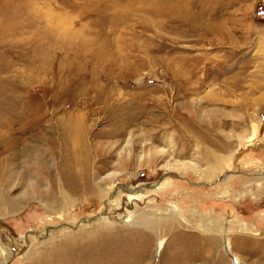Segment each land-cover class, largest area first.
Returning <instances> with one entry per match:
<instances>
[{"label": "rangeland", "instance_id": "rangeland-1", "mask_svg": "<svg viewBox=\"0 0 264 264\" xmlns=\"http://www.w3.org/2000/svg\"><path fill=\"white\" fill-rule=\"evenodd\" d=\"M28 99L38 125L0 116L13 141L0 138V196L22 204L0 212V264H29L33 244L90 232L100 221L79 224L98 213L134 230L145 213L173 212L198 237L228 220L226 264H264V0H0V112L18 116ZM71 136L108 162L101 176L117 174L116 198L107 209L81 201L62 219L23 183L37 181L38 154L57 162L45 149ZM206 148L229 157L211 179L197 173ZM175 161L187 168L169 169Z\"/></svg>", "mask_w": 264, "mask_h": 264}, {"label": "bare ground", "instance_id": "bare-ground-1", "mask_svg": "<svg viewBox=\"0 0 264 264\" xmlns=\"http://www.w3.org/2000/svg\"><path fill=\"white\" fill-rule=\"evenodd\" d=\"M33 101L28 99L27 105L18 116L13 114V110L8 113L7 109L1 111L0 116L6 118L7 126H11L15 119H24L27 126L38 125L41 115H37L39 111L37 112ZM8 103L11 107L15 106L11 101ZM7 114L10 116L6 117ZM9 135L10 132L6 131V135H1L0 138L6 140L8 147H12L13 141ZM205 150L204 158L208 162V167L201 173L195 171L198 174L203 173V178L211 179L214 176V170L225 166L229 157L217 154L211 148ZM45 152L55 160L58 154L59 159L57 162L49 163L44 157V151L38 154L37 181L30 180L23 185L27 188L25 193L37 197V201L42 203L49 216L56 213L62 219H67L70 208H78L79 202H86L95 196L100 198L104 208H109L112 204L111 200L116 198L114 196L116 189L113 192L107 184L113 182L117 174L108 172L105 176H101L108 167L104 157H95L84 143L75 141L73 137L70 142L66 138L60 148L50 147L45 149ZM127 161L126 156L119 158L116 166L124 170ZM145 162L147 164L150 160L145 159ZM185 167L187 168L185 164L176 161L169 165V169L176 170L185 169ZM13 175V172L5 174L8 184ZM42 183L45 184L44 188L40 185ZM122 190L129 197L134 198V191L127 188ZM21 208L22 204L12 195L9 199L0 196V212H17ZM106 214L109 215L108 212ZM101 215L102 213H98L88 221L85 220L79 224L87 226L92 222L100 221L90 232L65 233L59 230L55 233L58 237H48L46 240L33 244L23 256V261L29 264H153L154 256L160 254V264H189L202 257H208L212 261L216 255L218 264H226L224 254L231 256L227 234L219 231L227 228L228 220H216V223L208 225L212 228L210 232H213V235L198 237L181 228L176 212L171 215L145 213L142 216L143 221H133L135 222L133 225L136 226L134 230L126 227L116 229L114 223L108 221L111 215L107 217H101ZM139 226L149 230L155 237L153 249L148 233L139 229Z\"/></svg>", "mask_w": 264, "mask_h": 264}]
</instances>
